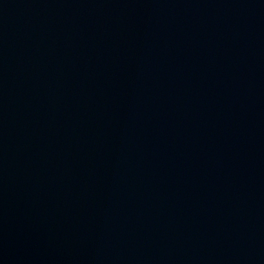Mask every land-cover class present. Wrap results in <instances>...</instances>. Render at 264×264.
Listing matches in <instances>:
<instances>
[{"label": "water", "instance_id": "obj_1", "mask_svg": "<svg viewBox=\"0 0 264 264\" xmlns=\"http://www.w3.org/2000/svg\"><path fill=\"white\" fill-rule=\"evenodd\" d=\"M0 264H264V0H0Z\"/></svg>", "mask_w": 264, "mask_h": 264}]
</instances>
